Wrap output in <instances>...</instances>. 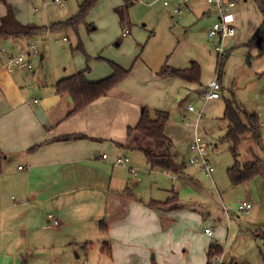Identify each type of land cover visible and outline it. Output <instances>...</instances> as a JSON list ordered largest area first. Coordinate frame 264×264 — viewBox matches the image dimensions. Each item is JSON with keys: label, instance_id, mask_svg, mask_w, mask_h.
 <instances>
[{"label": "crops", "instance_id": "0c3cea01", "mask_svg": "<svg viewBox=\"0 0 264 264\" xmlns=\"http://www.w3.org/2000/svg\"><path fill=\"white\" fill-rule=\"evenodd\" d=\"M121 1V5L129 2ZM247 1H235L238 7L228 14L227 19L236 30L228 48L237 54L230 53L218 77L217 56L210 44L214 46L215 41L207 36L217 13L204 0H192L193 11H184L180 15L172 10L174 0L168 6L163 5L167 9L163 8L164 14L158 15L156 23L163 22L175 33L160 41L156 55L150 58L152 63L148 59L141 60L140 53L149 41L157 38V33L150 31L146 36L145 32L132 28V33L125 30L119 34L121 22L115 15L116 22L108 34L109 40L101 48L105 51L102 56L90 54L88 50L79 51L68 72L67 67L62 70L47 67L40 74L43 80L38 81L35 74L27 75L24 80L22 75L25 74L0 67V151L4 154L0 172V264H28L31 254L37 255L45 248L53 251L54 248L80 247L86 252L94 242H100L99 251L107 259L99 264L207 263L208 247L217 243L218 228L199 245L193 238L175 236L176 228L188 229V223L182 225L178 221L190 219L193 216L190 210L180 205L170 211H160L150 208L149 204L177 196L178 192L173 185L166 183L165 177H190L185 161H178L183 157L176 148L178 144L189 140L186 163L194 154L189 149L194 136L205 141L208 149V142L204 139L207 134H200L198 130L203 115L210 120H222L225 102L233 99L241 110L258 116L257 110L264 103V37L249 44L263 17L256 12L257 9L260 13L254 1V8ZM2 3L0 17L5 13L4 3L11 5L7 0ZM121 5L114 7V11ZM12 10L16 19L26 24L17 18L13 7ZM196 18L206 20L205 29L200 32L193 29ZM178 28L189 36L183 43L177 39ZM174 37L176 44L172 45ZM22 39L29 43L23 45ZM33 40L9 37L0 42L17 46V52L5 48L7 54L16 55L28 53ZM113 41L118 50H111L109 44ZM37 57L43 59L45 54L38 51ZM0 61H6V54L0 53ZM105 61L127 70L126 76L104 96L68 115L73 108L71 97L68 93L58 92L56 82L86 68L88 81H100L112 73ZM191 62L199 68V82L157 74L164 64L185 69L191 66ZM216 77L221 87L219 97L204 99L206 85ZM184 89L189 91L187 97L194 94L203 97L200 109L197 112L194 108L189 110L188 104V112L195 113L190 115L189 124L179 119L167 121L159 140L161 143H153L154 149L161 148L163 143L169 148L174 146L169 152L175 162L185 167L181 173L173 175L151 168L144 155L133 147L138 134L134 133L128 139L127 129L138 123L141 107L152 112L166 111L169 117L167 109L172 106L174 96H180ZM253 103L258 105L248 110ZM227 129L228 125L225 132ZM74 135L81 137L72 138ZM119 157H127L128 161L114 163ZM136 168L143 176L147 172L158 191L170 196L156 199L161 198L159 193L142 195L140 188L144 181L137 179ZM263 174L264 164L259 176ZM190 180L195 182L193 177ZM177 199L179 203L178 196ZM243 200L252 202V197L245 193ZM254 204L252 202V208ZM54 219L57 225L53 224ZM101 222L105 224L104 230L100 228ZM104 245L109 247L108 252L102 250Z\"/></svg>", "mask_w": 264, "mask_h": 264}, {"label": "rangeland", "instance_id": "374dc122", "mask_svg": "<svg viewBox=\"0 0 264 264\" xmlns=\"http://www.w3.org/2000/svg\"><path fill=\"white\" fill-rule=\"evenodd\" d=\"M2 1L3 0H0L1 5H3ZM7 1L11 3L17 18L21 22L48 27L52 23L70 19L69 17L75 15L79 11V7L84 0H60V4L58 3L59 5L53 0ZM116 1H119V3L115 4ZM241 2H243V0H238L237 3ZM247 2H249V6H254L252 0ZM234 3L235 6L231 8L230 11H233L236 6L238 7L237 3ZM121 4V0H98L90 7L75 30L67 27L55 30L47 29L39 32L34 37L33 41L39 53L45 54V58L30 57L34 65L33 68L35 73H30L29 71L21 72L18 70L13 72L25 74L22 75L24 76L22 78L24 80H26L27 75L35 74L34 77L39 78L38 81L44 79L40 74L44 72L47 67L48 69L57 70H62L67 67L68 72L74 59L80 54L78 53L80 50L75 48L79 40L84 44V51L88 50L90 54L102 56L105 51L101 50V48L106 43L107 39L109 40L108 34L112 30V24L116 22V16L119 17V15L122 18V21H120L119 34L125 30L126 32L129 30V33H132V28L145 32L146 36L150 31H155L157 33V38L149 41L143 52L140 53L141 60L148 59V61L151 62L150 58L154 57L157 53V49L160 48V41L175 33L174 29L171 30L168 26H164L163 22L156 23L158 15L164 14V9L167 8L163 7L162 2L159 0H138V2L135 3H131V0H129L126 6ZM119 5L122 7L121 11L115 12L113 8ZM147 5H149V7ZM256 12L261 17L257 9ZM194 13L196 14V8L194 9ZM227 17L228 15L226 16V21L230 23ZM205 21V18L194 19L195 23L193 24V29L198 32L205 29ZM93 27H95V29H92ZM183 31V29H176L177 39H179L180 43H183L189 37L184 34ZM63 38H65V40H63ZM231 38L226 40L225 47L228 48V43ZM174 39L172 45L176 44V38L174 37ZM21 41L25 46L29 43V41L25 43V39ZM262 42H264V40ZM111 43L109 44L112 47H110L111 50H114V48L115 50L119 49V47L116 48L115 41ZM210 44L213 49V43ZM0 45L11 52L18 51L17 46H13L9 42L1 41ZM87 46L88 48H86ZM261 46L263 47V43ZM172 49L171 47L170 51H172ZM229 50L231 53H235L234 50ZM236 54L237 52L234 55ZM228 56L224 59L223 67ZM105 62L107 63V61ZM215 63V66H217V57ZM184 90L185 91L180 94V96L177 94L174 96L172 106L167 109V111H170L168 122L179 119L183 120L185 124H189V121H191L189 118L190 115H195V113L188 112L187 105L190 104L196 112L200 109L203 103V97H196L193 91L192 94L194 95H189L187 97L189 91L186 89ZM33 97H36V95ZM256 105H258V103H253L247 109L251 110L253 106ZM257 113L260 124V143L253 141L250 137H246L241 141L237 156V160L241 163L264 158V103L258 108ZM226 125L227 122L223 119L210 120L204 115L199 120L198 130L200 134H207L206 137L204 136V139L208 142L207 157L210 159L214 169L212 178L207 177L201 168L186 163L188 155L187 146L189 144L188 139L176 146L180 155L184 157V159L183 157L179 158L178 161H185L186 167L188 168L187 175L193 177L195 182L190 180L188 176H184L181 179H167L166 177L164 179L167 181L166 183L169 182L170 185H173L176 192H178L179 204L182 205L183 208L190 210L193 215L187 221L183 222L182 219L178 221L182 225L185 223L189 225H187V230H181L180 227L176 228L175 236L183 239L193 238L194 241H198L200 245V241H204L205 237L208 238L209 236L203 232L205 228L210 229L211 232L218 228L219 231L217 233L219 236L215 239H217V244L223 249L221 254H218L222 257L223 264H229L232 261L238 264H264V247L260 236L264 230V174L248 180L245 185H242V183L232 184L229 181L226 170L234 163V159L229 152L230 146L228 143L221 140L226 134ZM154 143L160 144L161 142L159 140H154ZM173 147L174 146L170 147L169 151H172ZM148 169L150 168L148 167ZM147 174L146 172V176H143L139 169H137V179H139L140 182L144 181L143 186L140 188L142 195L159 193L161 198L156 199H166L168 195L170 196L169 193L162 194L159 192L156 187L157 185L152 182L153 179ZM245 193L251 196L252 202L255 203V207L247 214L237 209V205L242 200V197L245 196ZM99 248L100 242L92 243V245L87 248L86 252L82 251L80 247L54 248L53 251H49V248H45V250H41L37 255L31 254L28 264H99L101 261L107 260L106 256L99 251ZM184 248L186 247L184 246Z\"/></svg>", "mask_w": 264, "mask_h": 264}, {"label": "trees", "instance_id": "16d2710c", "mask_svg": "<svg viewBox=\"0 0 264 264\" xmlns=\"http://www.w3.org/2000/svg\"><path fill=\"white\" fill-rule=\"evenodd\" d=\"M4 1L5 0L2 2ZM96 1L97 0H84L79 7V11L74 16L62 22L52 23L48 27L20 23L16 19L11 5L9 3H4L5 13L0 17V40L9 37L32 39L39 32L47 29L55 30L70 27L75 30L78 23L83 20L90 7H92ZM253 1L260 11L263 20L249 45L261 40L264 35V0ZM126 5L127 4L125 3L124 6ZM121 8L122 7L117 8L116 11H121ZM119 19L122 21L120 15ZM75 48L84 53L83 46L80 42ZM107 62L112 69V73L100 81H88L85 77V72L87 71L86 68V70L80 71L56 82V90L60 93H68L71 97L73 108L68 115L83 109L98 97L104 96L112 86L126 76L127 70L113 62ZM223 62L224 60L218 65V74L222 71ZM157 74L160 76L180 77L187 82H199V68L193 62H191L189 68L185 69H176L164 64ZM222 119L227 122L228 129L221 140L228 143L230 146L229 152L234 159V163L226 170L229 181L232 184H240L259 176L262 171V165L264 164V158L243 163L237 160L238 147L241 141L246 137H250L253 141L260 143V124L258 116L254 113H248L241 110L240 106H238L235 100L232 99L225 102ZM167 120L168 113L166 111L156 110L152 112L146 107H141L139 121L134 127L127 129V137L130 139L134 133L138 134L133 147L144 155L151 168H157L173 175H177L183 171L185 166L184 164H179L174 161V158L168 150V144L164 145L163 143V146H160L161 148L159 149L153 148V141L162 138L163 128ZM71 137L79 138L81 136L74 135ZM3 158L4 154L0 151V172L2 171ZM179 206L180 204L178 203L176 194L167 198L165 201H155L149 204L150 208L160 211H170ZM100 228L102 230L105 229V224L103 222L100 223ZM260 236L264 247V230ZM104 247L105 248H102V250L108 252L109 247L107 245H104ZM222 251L223 249L220 245L217 243H211L208 247L206 264H209L211 257L221 254ZM229 264L238 263L232 261Z\"/></svg>", "mask_w": 264, "mask_h": 264}, {"label": "built area", "instance_id": "2783aa9c", "mask_svg": "<svg viewBox=\"0 0 264 264\" xmlns=\"http://www.w3.org/2000/svg\"><path fill=\"white\" fill-rule=\"evenodd\" d=\"M56 3H59L60 0H53ZM138 1V0H131ZM162 2L163 5L168 6L171 0H159ZM175 5L173 6L172 10L174 14L180 15L182 12H192L194 3L192 0H174ZM204 2L213 8L217 13L216 21L211 25V27L207 31V36L210 39L215 41L214 43V51L217 56V67H216V75L218 77V65L222 62L231 52L230 50L225 47L226 40L235 36L236 30L235 27L226 21V16L229 14L231 8L234 7L235 1L233 0H204ZM1 54H6V61H0V67L3 66L6 68L7 71H29L33 72V63L31 62L30 57H37L38 51L35 48V44L31 43L29 46L28 53H19L16 55L7 54L4 48H0ZM214 78L206 85V90L203 93L204 99H211V98H218L219 91L221 89L220 83L218 79ZM37 100H33L36 102ZM189 110H193L191 105L188 106ZM189 149L194 154L188 159V164L192 166H200L205 175L207 177L212 178L213 166L210 160L207 157V143L198 137L194 136L191 144L189 145ZM105 157V155H102ZM128 158H117L114 163L116 164H123L127 162ZM133 172V171H132ZM135 173V172H133ZM252 208V202L250 200H243L238 203L237 209L240 212L247 214ZM54 225H57V220L52 221ZM204 232L207 235H212L210 229H205ZM209 264H223L222 257L220 255H216L210 258Z\"/></svg>", "mask_w": 264, "mask_h": 264}]
</instances>
